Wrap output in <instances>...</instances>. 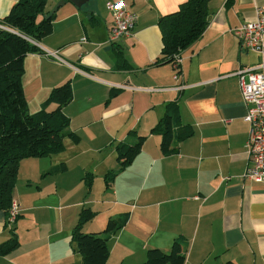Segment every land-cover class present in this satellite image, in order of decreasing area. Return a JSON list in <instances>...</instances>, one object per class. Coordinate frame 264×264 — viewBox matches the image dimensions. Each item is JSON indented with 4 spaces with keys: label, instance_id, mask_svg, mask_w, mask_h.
Wrapping results in <instances>:
<instances>
[{
    "label": "crops",
    "instance_id": "0c3cea01",
    "mask_svg": "<svg viewBox=\"0 0 264 264\" xmlns=\"http://www.w3.org/2000/svg\"><path fill=\"white\" fill-rule=\"evenodd\" d=\"M16 1L0 0V19ZM59 1L47 0V12ZM107 1L76 6L66 0L54 12L51 33L35 43L40 52L23 58L27 112L68 82L71 99L61 111L66 131L79 140L65 138L57 154L18 161L15 181L22 167L26 185L11 193L19 207L13 228L0 211V245L12 230L17 246L0 256V264H81L69 242L81 207L94 214L82 227L90 231L127 214L106 243L105 264L141 263L146 250L167 253L175 239L186 243L183 264H264V184L242 178L248 124L231 75L264 62V50L259 56L243 49L232 33L254 20L256 7L264 17V0H209L207 26L180 53L176 79L170 64L154 62L161 48L157 21L185 0H124L136 19L128 36L111 43ZM115 48L129 68L116 67ZM169 104L179 126L192 133L163 156L151 129ZM137 135L144 137L139 153L115 172L114 146ZM112 171L106 187L104 177ZM85 173L92 177L89 186Z\"/></svg>",
    "mask_w": 264,
    "mask_h": 264
},
{
    "label": "trees",
    "instance_id": "16d2710c",
    "mask_svg": "<svg viewBox=\"0 0 264 264\" xmlns=\"http://www.w3.org/2000/svg\"><path fill=\"white\" fill-rule=\"evenodd\" d=\"M209 0H185L171 13L161 16L157 26L161 35V48L155 64H172L180 53L192 45L208 23L207 3ZM47 0H17L6 16L0 19V211L7 215L12 188L19 160L40 158L57 154L64 149V139L77 143L79 138L67 132V117L61 109L71 99L68 82L52 88L40 108L29 114L21 88L22 62L28 54L40 51L31 42H38L52 30L55 14L45 18ZM116 67L129 68L115 48ZM53 108L49 109V106ZM159 135L161 155L172 154L173 144L191 136V129L179 126L178 114L173 104L166 107L164 114L151 129ZM144 137L137 135L132 143L119 142L114 146L117 172L127 166L139 153ZM63 171V167L59 166ZM114 171L104 177L109 187ZM91 175L85 173L83 182L89 186ZM93 212L81 207L76 223L71 230L69 242L79 254L81 264H105L108 239L126 223L127 214L108 219L99 232H82V227L92 219ZM6 224V222H5ZM9 239L0 245V256L15 249L17 241L12 230ZM186 243L175 239L170 250H146L145 258L138 264H183ZM223 264H232L226 262Z\"/></svg>",
    "mask_w": 264,
    "mask_h": 264
},
{
    "label": "built area",
    "instance_id": "2783aa9c",
    "mask_svg": "<svg viewBox=\"0 0 264 264\" xmlns=\"http://www.w3.org/2000/svg\"><path fill=\"white\" fill-rule=\"evenodd\" d=\"M104 7L112 17L108 32L109 42L128 36L136 17L126 10L124 0L107 1ZM254 14V20L242 23L233 29L232 33L243 49L261 56L264 50V17L259 7L255 8ZM31 43L35 45L34 42ZM44 52L48 56L58 59L57 52L47 50H44ZM179 62L180 57H176L171 64L174 72L173 79H176ZM231 75L237 78L241 99L246 107L243 119L248 124L247 166L243 171L242 178L264 184V62L260 61L251 67L239 68ZM120 87L126 88L125 86ZM18 212V205L16 202L11 201L7 210L6 225H10L15 221Z\"/></svg>",
    "mask_w": 264,
    "mask_h": 264
},
{
    "label": "rangeland",
    "instance_id": "374dc122",
    "mask_svg": "<svg viewBox=\"0 0 264 264\" xmlns=\"http://www.w3.org/2000/svg\"><path fill=\"white\" fill-rule=\"evenodd\" d=\"M52 10V9H51ZM23 170V168L22 167H20L19 168V170H18V174H17V180L16 181H14V185H13V187L14 188H12L13 189V194L15 195V193L17 192V191H19V192H21L22 190H24V186L26 185V182H24L23 180H22V175H21V171ZM24 173H25V169H24ZM23 186V187H22ZM32 187L33 188H35V185L34 184H32ZM94 216V215H93ZM93 216H92V218H93ZM106 222H107V220H105V222H104V224H103V227H101V228H99V229H96V230H99V231H101L103 228H104V226H105V224H106ZM10 226H11V228H13V223L12 224H10ZM87 226H89V225H87ZM91 229H94V228H91ZM96 230H93V231H90V230H85V229H83L82 228V232H84V233H89V232H97ZM86 231V232H85ZM88 231V232H87ZM78 256V255H77ZM78 258H80V256H78Z\"/></svg>",
    "mask_w": 264,
    "mask_h": 264
},
{
    "label": "water",
    "instance_id": "95a60500",
    "mask_svg": "<svg viewBox=\"0 0 264 264\" xmlns=\"http://www.w3.org/2000/svg\"><path fill=\"white\" fill-rule=\"evenodd\" d=\"M66 0H60L53 8L52 10L47 14L45 15V18H48L49 16H51L52 13H54L56 11V9L61 6ZM68 1H71L73 2L76 6H80L84 0H68Z\"/></svg>",
    "mask_w": 264,
    "mask_h": 264
}]
</instances>
